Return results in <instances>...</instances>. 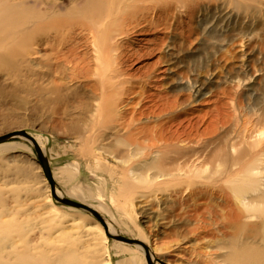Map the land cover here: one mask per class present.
<instances>
[{
	"label": "rangeland",
	"instance_id": "1",
	"mask_svg": "<svg viewBox=\"0 0 264 264\" xmlns=\"http://www.w3.org/2000/svg\"><path fill=\"white\" fill-rule=\"evenodd\" d=\"M0 1V54L9 56L0 60V136L32 135L63 197L143 241L154 264H224L226 231L264 233V203H238L247 223L225 228L209 212L195 217L192 194L264 189V0ZM50 27L89 41L77 46L95 67L90 76L69 63L51 67L52 47L34 43ZM106 41L111 64L94 46ZM110 68L113 103L93 88L104 82L107 95ZM53 82L62 84L56 92ZM126 120L134 131L165 122L184 133L161 149L153 134L131 137ZM0 222H17L47 256L72 250L73 264H148L143 246L104 238L95 215L54 198L34 143L21 135L0 144Z\"/></svg>",
	"mask_w": 264,
	"mask_h": 264
},
{
	"label": "bare ground",
	"instance_id": "2",
	"mask_svg": "<svg viewBox=\"0 0 264 264\" xmlns=\"http://www.w3.org/2000/svg\"><path fill=\"white\" fill-rule=\"evenodd\" d=\"M4 10H6V9H4ZM2 13L4 14L3 10H2ZM23 24H26V22H24ZM99 24H101V23H99ZM98 31L100 32V30H98ZM65 33L66 32L62 31L60 28L50 27L47 29L46 36L39 37L34 43L37 45V47H40L44 44L52 47V52L48 53V56L52 57V58L54 57V59H55V66L54 65L51 66L53 69L57 68L56 70H58V68L63 65L62 63H69L72 65L74 72L79 71V74H81V75L90 76L94 72L95 67L94 68L92 67V64H91L92 61L88 57V53L87 52L79 53L78 52L79 51L78 46H77L78 44H81V42L82 43L87 42L88 40L87 41L84 40V41L80 42L79 37L81 35L79 36L78 32H73V34H69V35H67ZM15 34H16L15 32H13V33L10 32L6 37L12 36ZM0 41H2V40H0ZM28 41L29 40H25V42H28ZM106 42L107 43H105V46L103 44H102V46L100 44H96L94 46L102 47L101 50L105 52L106 57L108 60H110V64H111V61H114L113 60L114 59L113 54H112V52L114 51V48H113V46L108 44V41H106ZM57 43H59L58 44L59 46L56 45ZM120 46H121V44H120ZM114 54H115V52H114ZM119 55H120V53H119ZM5 57L9 58V56H5L4 54H0V60L6 59ZM117 61H119V59ZM107 66H108V64H107ZM99 70H101V69H99ZM114 71L115 70L113 68H110L109 73L106 77V78H108V81H109V84L107 87V92H106L107 95H105L106 88L102 84L104 82L101 81L102 83H100V85L97 83L93 85V88L96 90L97 93L101 89L100 94H102V97L104 99H106L107 97H110L112 99L111 100L112 103L115 100L114 91H115L116 86L114 84L115 83L114 79H116V77L118 76L117 72L114 75ZM54 73H55V71H54ZM104 77H105V75H104ZM60 84L53 82L52 91H55V92H56V90L58 91ZM61 86H62V84H61ZM112 86H113V88H112ZM45 89H47V88H45ZM100 98H101V95H100ZM100 112H101V110H100ZM114 112H115V110H114ZM140 114H145V113H144V111H142V112H140ZM137 119L140 120V117H138ZM132 122H133L132 120H130V121L126 120L122 124L123 127H121V128L122 129L129 128V133H130L131 137L132 136H138L139 137L141 135H143L144 137H150L149 135L153 134V136H155L157 138V140L159 142H161L159 145L161 149L166 148L168 146L167 144H169V143L174 144L175 141L180 140L182 133H184L180 130V128L172 129V127L170 126L172 124L169 125L168 123H165V122H161V123H158L157 125H153V126H150L149 124H147L145 122L141 126H140V124H139V126H137L139 131H134V129L131 128ZM206 129H208V128H206ZM237 153L239 154V152H237ZM174 158H176V157H174ZM192 158H191V160H192ZM195 159H197V157ZM199 159H201V157ZM210 164H212V163H210ZM50 165H51V163H50ZM214 169H212V170H214ZM234 171H236V170H234ZM52 172H53V170H52ZM53 175H54V173H53ZM189 177H191V175H189ZM192 177H193V175H192ZM54 178H55V176H54ZM219 183H217V184H219ZM213 185H215V184L213 183ZM253 187H254V185H253ZM238 190H239L238 192H236V193L234 192L231 194V192L227 189V187H224L222 185L218 186L217 188H211L209 186L196 188L195 191L192 192V194H195V197H196V201L194 199V201H195V212H194L195 217H205L206 213L209 212L214 217L215 222L222 223V225L225 228L228 227V225L232 221H236L235 223L237 225L236 226L237 228L243 227L247 222H243V218L245 217V212H244L245 207L243 208L241 204L245 205V204H247V202H249V203H252V202L264 203V189H261L259 187H255V188L248 189V190H247V188H242V190H240V189H238ZM56 191H57L59 196L63 197L61 195L62 194L61 191L57 188V184H56ZM213 200H217L218 206H216L214 203H212ZM238 203H241V204H238ZM220 207L223 208L222 212L220 210ZM53 212H54V210H53ZM203 220L205 222H207L205 220V218ZM108 226H109L110 232L113 234H116L115 231L113 230L112 226L110 224H108ZM0 227H6L7 228V230L5 232H3V234H0V264H73V263H71L73 261V256L70 254V251H72V250L69 251L68 249L61 248L60 250L56 251L55 253L50 254V256H47L48 253H46V251L37 250V247L35 246V243H34V241H35L34 238L27 239L26 238L27 235H25V234H23V232L19 231L21 229H20V226H18L17 222H6V223L0 222ZM103 227L99 226L97 228L99 230L98 232L101 233V236H103L104 238H107L108 235L105 231V228H103ZM90 229L92 231V226H90L88 230H90ZM12 230H17V233L12 234V232H13ZM237 230H235L234 232H227V231L225 232V240L227 241V244L224 246V248L227 251L221 254V257H222L221 262H223L224 264H264V233H261L259 231V229H251L250 230V229L246 228V229L242 230V232L237 231ZM77 255H79V254L77 253ZM79 261H81L80 258H79ZM120 264H122V263H120ZM130 264H133V263L130 262Z\"/></svg>",
	"mask_w": 264,
	"mask_h": 264
},
{
	"label": "water",
	"instance_id": "3",
	"mask_svg": "<svg viewBox=\"0 0 264 264\" xmlns=\"http://www.w3.org/2000/svg\"><path fill=\"white\" fill-rule=\"evenodd\" d=\"M19 135L30 139L34 143V145L36 147V151H37V154H38V158H39L40 164H41V166L43 168V171H44L45 175L47 176V178H48V180H49V182L51 184L52 194H53L54 198L57 201H59L61 203H64L66 205H70V206H73V207L81 208V209H84V210H87V211L91 212L93 215H95L101 221L102 225L105 228V231H106L108 237L117 239V240H119L121 242H126V243H131V244H139V245L143 246L145 248V250H146V253H147L148 264H154L153 260L151 258L149 249L147 248V245L143 241L111 233L110 230H109V226H108L107 222L99 214V212L96 209H94L93 207H91V206H89V205H87V204H85L83 202H79V201L71 199V198L61 197V196L58 195V193L56 191V184L57 183H56V180H55L53 172H52V168H51V165H50L49 158L47 156H45V154L43 153V150L41 149V147L39 146L38 142L35 140V138L32 135H30L26 131L11 132V133H7V134H4V135L0 136V143L4 142L5 140H7V139H9L11 137L19 136Z\"/></svg>",
	"mask_w": 264,
	"mask_h": 264
}]
</instances>
